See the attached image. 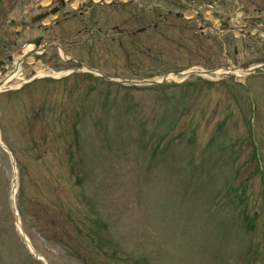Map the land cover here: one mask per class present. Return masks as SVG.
Segmentation results:
<instances>
[{
	"label": "rangeland",
	"instance_id": "obj_1",
	"mask_svg": "<svg viewBox=\"0 0 264 264\" xmlns=\"http://www.w3.org/2000/svg\"><path fill=\"white\" fill-rule=\"evenodd\" d=\"M25 1L0 0V55L39 28L6 27ZM181 1L211 7L195 20L166 13ZM139 3L133 23L118 2L85 3L20 62L27 73L52 54L50 76L73 74L0 93V264H43L23 237L46 264H264V72L123 85L74 62L118 82L216 71L235 62L224 44L237 35L248 71L264 57L263 32L250 34L264 0ZM54 37L64 54H37Z\"/></svg>",
	"mask_w": 264,
	"mask_h": 264
},
{
	"label": "bare ground",
	"instance_id": "obj_2",
	"mask_svg": "<svg viewBox=\"0 0 264 264\" xmlns=\"http://www.w3.org/2000/svg\"><path fill=\"white\" fill-rule=\"evenodd\" d=\"M214 22V21H213ZM33 49V45L32 44H30L29 46H28V48H27V51H26V53L24 54V56H27V55H29V52L31 51ZM19 60V57H17V58H15V59H13L12 61H13V64H14V71L12 72V73H10V74H7L5 77H4V79H2L1 81H0V92H2L5 88H7L8 87V89H12V87H11V84L10 85H7V84H9V83H14V84H19V83H22L23 81H24V75H23V71H22V69H21V65H20V62L18 61ZM33 59H32V57H30L29 58V61L31 62ZM37 68V67H36ZM37 70L38 71H41L39 68H37ZM37 71V73H38V75H41V73H39ZM226 73H233V74H235V75H237V76H239V77H242V76H244V75H246V70H241V69H239V68H235V67H231V68H229V67H227V68H219V70H217L216 72H215V74H217V75H220V74H226ZM204 75V74H203ZM165 78L167 79H176V75H174V74H167L166 76H165ZM164 78V79H165ZM162 78H158L157 80H161ZM28 245H29V243H28ZM29 247H30V245H29ZM30 249H31V247H30ZM31 251H32V249H31ZM33 252V251H32Z\"/></svg>",
	"mask_w": 264,
	"mask_h": 264
},
{
	"label": "flooded vegetation",
	"instance_id": "obj_3",
	"mask_svg": "<svg viewBox=\"0 0 264 264\" xmlns=\"http://www.w3.org/2000/svg\"><path fill=\"white\" fill-rule=\"evenodd\" d=\"M56 5V6H54ZM66 3L62 2V1H58L57 3L53 4L51 8H54V10L57 12V15H58V18L57 20L55 21V24L59 23L60 21L64 22L66 21L71 15H68L67 12H63L62 9H64L66 7ZM123 9L121 10V16L123 18H128L129 20H133V21H140L142 20V16L140 15H134V13H127L126 11H129V6H131V2H123L122 4H120ZM134 8V12L139 10V9H135V6H133ZM66 9V8H65ZM153 14V13H152ZM179 15H183V14H180L178 12L175 13V16H179ZM156 26V25H155ZM154 26V27H155ZM140 33V32H138ZM235 53H237V49L236 47L233 49ZM263 60H264V57H263Z\"/></svg>",
	"mask_w": 264,
	"mask_h": 264
}]
</instances>
